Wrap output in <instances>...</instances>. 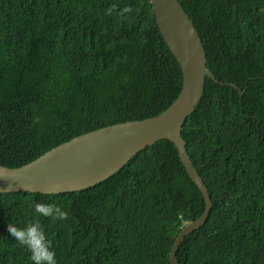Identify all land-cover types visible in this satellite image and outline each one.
<instances>
[{"label":"trees","instance_id":"obj_1","mask_svg":"<svg viewBox=\"0 0 264 264\" xmlns=\"http://www.w3.org/2000/svg\"><path fill=\"white\" fill-rule=\"evenodd\" d=\"M202 40L201 100L181 135L212 201L180 264H264V0H178ZM181 68L150 0H0V164L24 165L88 131L159 114ZM39 216L57 264H170L184 222L205 208L175 145L159 140L75 192L0 193V264H33L7 229Z\"/></svg>","mask_w":264,"mask_h":264},{"label":"water","instance_id":"obj_2","mask_svg":"<svg viewBox=\"0 0 264 264\" xmlns=\"http://www.w3.org/2000/svg\"><path fill=\"white\" fill-rule=\"evenodd\" d=\"M150 3L159 31L181 68L183 83L175 100L157 115L77 135L19 167L0 164V193L80 191L108 178L146 146L170 140L205 203L202 214L188 221L174 238L169 263L180 264L177 259L180 244L185 236L205 224L212 208L208 189L186 151L181 128L203 95L206 77L235 88L240 95L243 91L234 83L219 81L208 69L199 33L178 0H150Z\"/></svg>","mask_w":264,"mask_h":264},{"label":"clouds","instance_id":"obj_3","mask_svg":"<svg viewBox=\"0 0 264 264\" xmlns=\"http://www.w3.org/2000/svg\"><path fill=\"white\" fill-rule=\"evenodd\" d=\"M34 210L36 213V217L33 220L29 221L24 227H19L15 224L9 223L7 224V229L19 245H22L28 249V251L30 252V259L33 264H57L55 250L53 249L52 243L48 239L44 231V228L39 220V216L49 217L53 221L67 220L69 217V212L55 203L43 202H35ZM186 223L187 221L184 222V225Z\"/></svg>","mask_w":264,"mask_h":264}]
</instances>
